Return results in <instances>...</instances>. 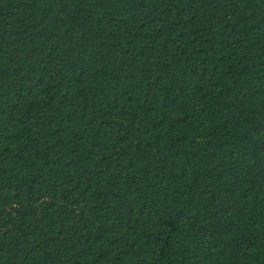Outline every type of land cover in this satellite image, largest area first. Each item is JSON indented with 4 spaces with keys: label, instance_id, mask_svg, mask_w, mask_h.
<instances>
[{
    "label": "trees",
    "instance_id": "trees-1",
    "mask_svg": "<svg viewBox=\"0 0 264 264\" xmlns=\"http://www.w3.org/2000/svg\"><path fill=\"white\" fill-rule=\"evenodd\" d=\"M0 264H264V0H0Z\"/></svg>",
    "mask_w": 264,
    "mask_h": 264
}]
</instances>
